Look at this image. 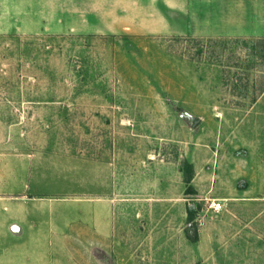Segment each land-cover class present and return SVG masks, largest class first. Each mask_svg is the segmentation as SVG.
Returning <instances> with one entry per match:
<instances>
[{
	"label": "rangeland",
	"instance_id": "rangeland-1",
	"mask_svg": "<svg viewBox=\"0 0 264 264\" xmlns=\"http://www.w3.org/2000/svg\"><path fill=\"white\" fill-rule=\"evenodd\" d=\"M67 4L0 34V264H256L264 22L226 35L164 0Z\"/></svg>",
	"mask_w": 264,
	"mask_h": 264
},
{
	"label": "crops",
	"instance_id": "crops-1",
	"mask_svg": "<svg viewBox=\"0 0 264 264\" xmlns=\"http://www.w3.org/2000/svg\"><path fill=\"white\" fill-rule=\"evenodd\" d=\"M69 5L70 0H0V34L34 35L40 29H44V20H49V12H53L52 6L56 3ZM195 0H192V2ZM197 4L204 3L209 6H217L214 14H210L211 8L194 12L188 4L189 0H164L167 5L172 6L177 12H187L192 17L197 16L201 22H221L222 33L231 34L230 29L237 22L238 30H244V22H264V0H196ZM216 7V8H217ZM187 9V10H186ZM190 11L192 13H190ZM233 22V24H232ZM258 31L264 29V25H257ZM69 30L71 24L68 23ZM243 34V33H239ZM252 35V34H250ZM264 36V35H261ZM32 226H28L27 229ZM33 243V237L29 239ZM27 257V256H26ZM25 259V257H24ZM26 260V259H25ZM38 262V258L35 259ZM256 264H264V254L260 253L256 258Z\"/></svg>",
	"mask_w": 264,
	"mask_h": 264
},
{
	"label": "trees",
	"instance_id": "trees-1",
	"mask_svg": "<svg viewBox=\"0 0 264 264\" xmlns=\"http://www.w3.org/2000/svg\"><path fill=\"white\" fill-rule=\"evenodd\" d=\"M193 166L190 162L185 161L184 162V168L182 167V172H183V181L187 185L186 192L189 193V191L193 192V187L191 184V180L193 177ZM196 207L193 206H188L187 207V214H188V222L190 223L186 228H185V235L186 237L192 241L196 242L197 241V232H196V225L193 223L194 215H195ZM191 230L193 231V234H191Z\"/></svg>",
	"mask_w": 264,
	"mask_h": 264
}]
</instances>
